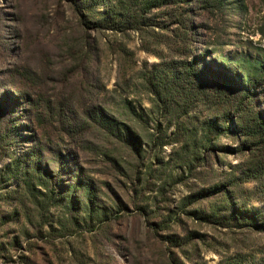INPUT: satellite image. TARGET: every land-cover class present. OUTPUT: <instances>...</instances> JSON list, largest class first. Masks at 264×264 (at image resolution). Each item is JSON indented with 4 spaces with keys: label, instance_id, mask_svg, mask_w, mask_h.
I'll use <instances>...</instances> for the list:
<instances>
[{
    "label": "rangeland",
    "instance_id": "374dc122",
    "mask_svg": "<svg viewBox=\"0 0 264 264\" xmlns=\"http://www.w3.org/2000/svg\"><path fill=\"white\" fill-rule=\"evenodd\" d=\"M130 4L0 0V264H264V0Z\"/></svg>",
    "mask_w": 264,
    "mask_h": 264
},
{
    "label": "trees",
    "instance_id": "16d2710c",
    "mask_svg": "<svg viewBox=\"0 0 264 264\" xmlns=\"http://www.w3.org/2000/svg\"><path fill=\"white\" fill-rule=\"evenodd\" d=\"M131 4L129 5L130 6V9L132 8H137L138 6H142L143 8H141V10L139 11H143L144 12V9H146V7L148 6V3H153L154 2V5L156 6H168V5H176L178 3H184L186 0H128ZM119 12H114V15L113 16H116L118 18V23H116V20L113 19V17H105L103 18L102 21H99V20H96V23L98 24H101L102 26L100 25H96L97 28H102V27H106V29H110V30H114V25H118L120 23L123 22L124 18H122V13H121V9L118 8ZM135 15L138 14V12H134ZM122 18V19H121ZM193 65H191V68L189 66H186V69H191V70H186L185 69V73L186 75H193L194 73V66H196V62L194 61L192 63ZM178 76V75H177ZM176 76V78L178 79L177 82L183 84V83H186V79L183 80V81H179V78ZM212 81L209 82V83H204L202 84V87H196L194 85V83L192 82H187L189 84V87H188V90L191 91L192 89L194 91H192L193 95H202V96H207V98H205V100H208L210 102H214L215 99H219L221 103L224 104L225 107H230L228 106L229 104H232V101H230V99L228 98V95L226 93H230V91H228L227 89V86L229 85V81L228 79H226L225 75L224 77H220L219 75H214V77L212 76ZM148 80V79H147ZM175 81V80H173ZM175 85H178L179 83H176L174 82ZM173 83V84H174ZM213 86H215L216 88H214ZM217 87H221V90L220 91H223L225 92L224 95H222L221 93H219V95L217 94V92H220V91H217ZM171 89H172V85H171ZM249 90L248 88H244L242 89V92H241V97H240V104H242V101H244L245 99H248L249 98ZM220 96H223V97H220ZM233 107H236V110L239 112V111H242V107L241 106H238L239 108H237V106H233ZM223 123L220 125H218L217 123H207L205 124V129H203V131H207L208 132V136H205L204 134V138L206 139H209V135H213V136H218V135H221V134H224L226 131H228V127L226 126V123L228 120H230L227 116H226V112H223ZM3 126V122H2V119H0V139L3 140L5 136H3V134H1V127ZM6 126V125H5ZM257 130H255L254 132H252V134H255V135H258V136H262L264 135V122H260L258 125L255 126ZM14 128V126H13ZM260 129V130H259ZM259 132H262L261 134ZM258 133V134H257ZM134 148V147H133ZM2 156V148H0V157ZM13 163H16L18 164L17 166H20L22 165V163H20L19 159L18 158H13L12 162H11V166L13 165ZM39 166V165H38ZM20 167H25L24 166H20ZM33 171V170H32ZM25 175L24 176H29L27 172L24 173ZM39 176H34L33 180L32 179H29V178H24L22 180V185H23V188L26 190L25 192L28 193L29 195H33V192H35V187L38 186L40 187L41 189H46L47 185H48V181L44 179L43 175L38 173ZM56 181L57 183H59L60 181L57 179L56 177ZM35 183V184H34ZM76 184H79V182L77 181ZM55 189V188H54ZM85 190H89V188H86ZM38 193L39 196L41 197H44V198H47V196L45 195V193L37 190L36 191ZM207 192V191H206ZM51 196L49 197V199L51 200H54L53 202L54 203H58V199H57V193L55 192V190H51ZM88 195V193H86ZM88 198H90L88 196ZM48 199V198H47ZM48 199V200H49ZM224 199V198H223ZM73 201L70 202V204H72ZM229 210L233 211V212H238V210L235 208V204H231L229 205ZM84 212V221L87 223V222H91V221H99V222H102L104 221L107 217L106 213L104 210H101V207L99 206H95L93 207L91 204H89V208H84L83 210Z\"/></svg>",
    "mask_w": 264,
    "mask_h": 264
}]
</instances>
